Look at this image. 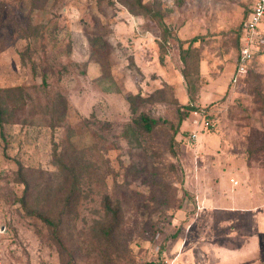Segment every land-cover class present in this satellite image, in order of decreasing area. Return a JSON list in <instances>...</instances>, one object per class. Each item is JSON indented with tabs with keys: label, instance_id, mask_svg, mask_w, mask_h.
Segmentation results:
<instances>
[{
	"label": "rangeland",
	"instance_id": "obj_1",
	"mask_svg": "<svg viewBox=\"0 0 264 264\" xmlns=\"http://www.w3.org/2000/svg\"><path fill=\"white\" fill-rule=\"evenodd\" d=\"M251 2L0 0L5 264H149L184 243L196 217L187 211L185 179L198 141L182 119L205 79L200 61L211 60L210 73L219 74L216 61L224 70L238 54ZM38 29L43 36H30ZM230 85L206 106L224 109L202 133L227 122L231 138L243 133L249 159L264 168V45ZM142 114L156 120L151 131L138 122ZM106 196L122 212L115 233ZM62 210L72 214L56 225ZM183 254L177 264L200 263L194 251Z\"/></svg>",
	"mask_w": 264,
	"mask_h": 264
},
{
	"label": "crops",
	"instance_id": "obj_2",
	"mask_svg": "<svg viewBox=\"0 0 264 264\" xmlns=\"http://www.w3.org/2000/svg\"><path fill=\"white\" fill-rule=\"evenodd\" d=\"M236 60L237 55L231 63H224V70L222 61L217 60L213 67H219V74L210 73L211 60H201L200 73L205 79L197 95V106L206 107L224 98L231 86ZM218 106L208 107L218 115L224 109ZM187 122L183 123L187 130H195L192 122ZM222 125L213 134L202 133L206 129L200 127L189 167L188 152L183 157L184 167L192 170L189 179L186 175L185 189L195 197L194 203L186 200L187 211L196 217L189 225L184 243L181 245L182 239L178 240L173 246L175 251L169 255L165 250L162 257L172 259L179 254L178 261L184 256L183 249H189L200 259L199 264H258L264 260V168L249 159L244 134L240 133L235 140L228 132L227 122ZM201 134L203 138L199 141Z\"/></svg>",
	"mask_w": 264,
	"mask_h": 264
},
{
	"label": "built area",
	"instance_id": "obj_3",
	"mask_svg": "<svg viewBox=\"0 0 264 264\" xmlns=\"http://www.w3.org/2000/svg\"><path fill=\"white\" fill-rule=\"evenodd\" d=\"M264 24V0H253L250 6V12L247 18L242 22L241 48L237 54L236 67L232 76L231 83L237 85L246 75L259 48V40L262 37V25ZM192 124L195 130L191 132V138L196 140L198 129H212L216 126L213 110L204 106H195L191 112ZM235 183H237L235 181ZM157 249L160 248L161 242L155 241ZM179 257L177 254L172 259L163 258L161 264H176ZM0 264H5L3 255L0 251Z\"/></svg>",
	"mask_w": 264,
	"mask_h": 264
},
{
	"label": "trees",
	"instance_id": "obj_4",
	"mask_svg": "<svg viewBox=\"0 0 264 264\" xmlns=\"http://www.w3.org/2000/svg\"><path fill=\"white\" fill-rule=\"evenodd\" d=\"M34 7H33L34 9H36V8L37 9H40V10L44 9L43 6L38 7L37 5H35ZM249 12H250V9L248 10V12L246 14V17L248 16ZM44 32H45V30H40V29H38V30H32L30 32V36H32L33 38H35V37L38 38V37L43 36V33ZM241 37H242V24L240 25V28H239V31H238V35H237L238 53H239L240 48H241ZM263 45H264V29L262 30V37L259 40V48H258L257 54L261 52V49H262ZM255 56H256V54H255ZM254 60H255V57L252 60L250 67L252 66ZM200 66H201V61H200V64H199V72H200ZM250 67H249V69H250ZM191 103H193V102H191ZM191 103H190L191 106H188V109H187V112L185 113L184 118L183 119L181 118L183 122L188 119L189 115L191 114V112L194 110V108L196 106V105H194V103L193 104H191ZM138 122L140 123V125L141 124L143 125V128L144 129H146L148 131H151L153 129L154 123H156V120H154L153 118H151L150 116H148L146 114H142L140 116V118L138 119ZM251 151H252V148L248 145V154H250ZM58 159H60V158H58ZM63 167L65 169H66V167L69 168L67 165H63ZM25 184L27 186V190H26V193H25V199H23L24 202H25V200L28 199V197H31V194L29 193V189L31 187V184L28 181L25 182ZM54 194L56 195V193H54ZM187 199H188V201H190L192 203L195 202L194 195L190 194L189 192H188V195L186 196V200ZM41 201H42L41 203H43L45 200H41ZM69 203H71V201H67L64 204L66 206L71 205ZM103 206H104V209H105V211L107 212V214H108V216L110 218V223H111L110 230H111V232L115 233V231L120 227L121 222H122V212H121V208L109 196H106L103 199ZM70 210H72V206H71ZM61 213H62V215H61ZM64 213H66V215L72 214V212H64V210L60 211L59 214H60L61 217H59V224H56V225H60V224H63L64 223V221H63L64 218H62V216L64 215ZM40 215H41V217H43V219H44L45 222H47L50 225L51 224L54 225V222L51 220V218L48 215L47 216H44V215L42 216V214H40ZM149 264H161V261L150 262Z\"/></svg>",
	"mask_w": 264,
	"mask_h": 264
}]
</instances>
